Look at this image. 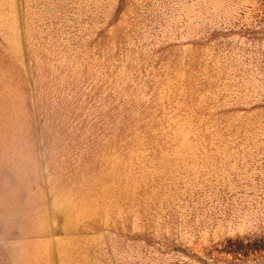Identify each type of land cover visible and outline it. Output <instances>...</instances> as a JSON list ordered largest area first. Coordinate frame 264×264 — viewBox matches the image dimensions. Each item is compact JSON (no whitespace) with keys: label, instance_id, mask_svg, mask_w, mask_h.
I'll return each instance as SVG.
<instances>
[{"label":"rangeland","instance_id":"rangeland-1","mask_svg":"<svg viewBox=\"0 0 264 264\" xmlns=\"http://www.w3.org/2000/svg\"><path fill=\"white\" fill-rule=\"evenodd\" d=\"M0 264H264V0H0Z\"/></svg>","mask_w":264,"mask_h":264}]
</instances>
